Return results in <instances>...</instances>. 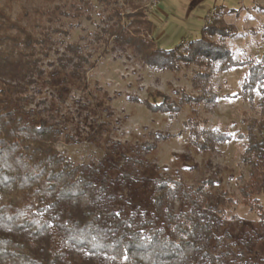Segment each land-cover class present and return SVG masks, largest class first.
<instances>
[{
	"label": "trees",
	"instance_id": "16d2710c",
	"mask_svg": "<svg viewBox=\"0 0 264 264\" xmlns=\"http://www.w3.org/2000/svg\"><path fill=\"white\" fill-rule=\"evenodd\" d=\"M97 1L102 5L97 30L84 43L63 39L64 55L73 53L70 62L79 59L76 68L89 61L93 43L104 54L131 47L155 71L192 67L198 91H183L178 102L151 95L144 103L153 112L177 113L185 103L195 117L200 105L211 111L218 104L215 76L247 67L242 92L256 103L258 116L244 119L240 161L247 174L240 175L237 190L264 224V53L260 59H236L227 44L237 35L235 26L211 24V15L199 37L166 49L156 41L150 11L140 0ZM94 8L93 0H0V264H231L211 246L213 239L223 243L224 212L235 196L213 192L220 182L215 176L195 186L178 177H157L150 195L154 216L123 214L114 205L102 163L78 162L60 150L61 128L28 106L27 86L44 72L41 64L56 35L68 36L66 24L91 19ZM186 125L201 151L233 138L200 127L196 118ZM236 258L233 264H260L242 253Z\"/></svg>",
	"mask_w": 264,
	"mask_h": 264
},
{
	"label": "rangeland",
	"instance_id": "374dc122",
	"mask_svg": "<svg viewBox=\"0 0 264 264\" xmlns=\"http://www.w3.org/2000/svg\"><path fill=\"white\" fill-rule=\"evenodd\" d=\"M150 1L140 0L150 11L153 35L163 48L199 37L211 15V24L235 26L237 35L227 44L236 59H260L264 53V0H160L154 10L149 8ZM93 3L91 19H72L73 25L65 26L70 34L56 35L53 49L41 64L44 72L36 74L35 82L27 86L26 94L32 98L28 106L61 128L60 150L78 162L102 163L103 172L111 179L114 205L123 214L135 211L139 216H154L150 195L157 177H178L195 186L201 179L215 176L220 182L213 192L227 190L235 196L224 212L223 243L218 245L213 239V251L225 253L231 264L239 253L264 264V224L241 202L237 190L240 175L247 174L240 161L244 119L258 116V106L242 92L247 67H234L215 76L218 104L211 111L200 105L195 117L192 106L185 103L177 113L153 112L144 103L151 95L164 94L178 102L183 91H198L192 67L155 71L145 66L131 47L104 54L103 47L93 43L89 61L76 68L74 62L79 59L68 60L73 53L64 55L63 39L84 43L87 34L97 30L102 5L97 0ZM239 92L240 96H234ZM259 97L257 92L255 101ZM188 118L199 120L200 127L226 131L233 138L201 151L191 142ZM123 173L137 179L127 180ZM262 200L264 204V197Z\"/></svg>",
	"mask_w": 264,
	"mask_h": 264
},
{
	"label": "built area",
	"instance_id": "2783aa9c",
	"mask_svg": "<svg viewBox=\"0 0 264 264\" xmlns=\"http://www.w3.org/2000/svg\"><path fill=\"white\" fill-rule=\"evenodd\" d=\"M159 3H160V0H151L149 3V8L151 10H154L158 7Z\"/></svg>",
	"mask_w": 264,
	"mask_h": 264
}]
</instances>
